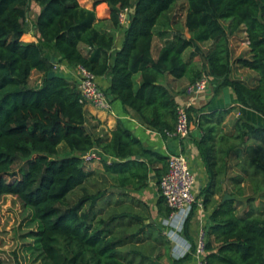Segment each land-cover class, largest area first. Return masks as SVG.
<instances>
[{
  "label": "trees",
  "instance_id": "obj_1",
  "mask_svg": "<svg viewBox=\"0 0 264 264\" xmlns=\"http://www.w3.org/2000/svg\"><path fill=\"white\" fill-rule=\"evenodd\" d=\"M32 1L0 0V199L14 195L33 210L39 228L32 234L54 264H166L162 252L149 255L136 247L126 249L146 241L169 248L170 241L158 225L146 223L150 217L123 213L97 218V204L106 191L91 194L84 187L94 170H87L83 154L100 149L104 171L114 176L120 194L127 198L125 191L146 188L153 176L159 183L169 157L145 147L121 121L110 137L97 136L87 126L86 103L77 80L57 73L49 76L55 62L46 56V45L71 65L87 67L98 77L111 73L106 92L168 136L175 131L179 104L164 84L166 74L175 79L189 76L191 82L208 75L215 95L230 86L239 103L264 115V0H91L93 9L79 0H35L41 8L37 40L31 39L26 24ZM179 2L186 4L190 37L175 32L155 59V26ZM98 7H107L104 19L113 29L122 27L119 15L131 8L118 50L116 34L96 27L103 20L98 18ZM224 20H230L229 29ZM241 26L246 28L252 55L238 58L237 63L258 73L253 86L232 76L230 35ZM208 42L210 47L203 49ZM82 45L90 51L86 53ZM196 57L203 63L197 64ZM33 70L41 76L31 86ZM188 111L190 120L197 117L202 132L197 146L209 174L201 190L203 204L213 208L207 262L264 264V126L240 117L227 132L223 124L231 109L207 113L189 107ZM62 143L72 154L62 153ZM77 188L83 189V196L70 204L67 197ZM225 194L232 198L223 200ZM136 203L139 206L141 201ZM241 205L246 206L243 213H239ZM158 208L164 217L170 214L163 196ZM133 225L139 226L135 232L121 233L123 227ZM62 244L71 254L64 256ZM189 257L172 256L168 264H181Z\"/></svg>",
  "mask_w": 264,
  "mask_h": 264
},
{
  "label": "crops",
  "instance_id": "obj_2",
  "mask_svg": "<svg viewBox=\"0 0 264 264\" xmlns=\"http://www.w3.org/2000/svg\"><path fill=\"white\" fill-rule=\"evenodd\" d=\"M79 2L81 3V5L89 9H93V1L79 0ZM40 10V5L35 0H33L29 16L26 20L29 33L30 35H33H31V39L37 40L38 38H40V35L36 28V19L39 15ZM97 13L98 18H103V20L97 22L96 27L99 29L114 32L116 34L115 49H120L125 39L126 27H121L119 29L112 28L110 21L106 18L104 19V17H108L107 7H98ZM174 22L175 21L173 20L172 14L169 13L165 16L164 19H161V21L159 20L158 24L155 26V36L153 39L152 46V54L155 59L158 58L160 50L163 47L164 43L167 40L172 39L173 34L175 32L181 31L184 33L185 37H190V33L186 27H184V31L181 29L179 30ZM223 24L226 28L229 29L230 20H224ZM207 44L208 45L206 47L205 45H202V48L207 50L210 47L211 43L208 42ZM81 47L86 53L90 51V49L85 45H82ZM230 47L233 62L232 76L234 78L243 80L252 86L255 85L258 81V73L249 68L242 67L240 64L237 63L238 58H250L252 55L245 26H241L237 31L230 35ZM46 56L52 62L57 63V74L65 76L67 78H71L73 80L78 79V66H73L68 61L63 60V56L60 55L53 46L46 45ZM198 61L200 62V64L203 63V61L199 57H196L195 62L197 64H199ZM112 62H114V57L112 58ZM40 76L41 74L39 72L38 78ZM111 80V73H107L103 76L98 77L99 84L106 90L109 89L111 85ZM134 80L135 86L138 88L141 84L140 73L134 76ZM189 83H191V78L189 76H185L180 79H175L173 78V76L166 74L164 78V84L167 85L170 91L175 95L179 105H187L198 110L203 108L207 113H210L216 109H231V112L227 115L223 124V127L227 132L232 130L234 122L240 117H246L250 119L252 123L264 126V115L253 110L252 108H249L239 103L238 97L232 87L227 86L221 91L220 94L215 95V90L211 83L207 90L191 96L186 93V87ZM109 98L111 102V107L108 109L98 108L92 104H86L87 126L89 128H92V130L97 134V136L110 137L111 131L114 130L117 127L118 122L121 121L127 129L133 132V134L142 141L145 147L155 150L168 157L171 154L180 152L186 154L189 157L192 168L197 176V185L195 187V193L197 196L198 205L196 207L193 217L189 222L188 232L184 233V239H186L190 243H194L197 238L198 230L202 226L207 228L211 224L210 216L213 211V208L205 207V205L203 204V196L201 195V190L209 182V174L207 172L206 165L202 159L201 153L197 146V141H199L202 137V132L198 128L197 117L194 115V120H191L190 136L184 140H181L174 136H165L159 131L154 130L142 120L141 116L138 115L135 110L128 106H125L120 100L113 99L110 94ZM62 144L63 146L61 147L65 148V144ZM103 157L100 160L91 161L92 164L89 166V168L86 167L87 170H93L94 167H91L93 165V162L102 165ZM235 171L239 170L235 168ZM152 184H155V186H153ZM148 190L155 194L154 200H152L151 202H149L145 196ZM125 192L129 193V198L131 202L134 198L136 200H142L145 204L151 207V212H154V214L153 217L149 216L150 218L146 220V223H156L158 225V228L161 229L163 232L164 229L162 226V219L164 216L159 213L158 208V201L162 194L159 187V183L155 181V177L153 176L151 178V181L149 182L146 188H142L137 191L127 190ZM217 198H219V196H217ZM245 208V205H241L239 207V213H243ZM163 248L164 246H157L156 254L162 252V261L168 264L173 256L174 244L170 241V246L167 249L166 253ZM181 264H197V262L191 256L184 260Z\"/></svg>",
  "mask_w": 264,
  "mask_h": 264
},
{
  "label": "rangeland",
  "instance_id": "obj_3",
  "mask_svg": "<svg viewBox=\"0 0 264 264\" xmlns=\"http://www.w3.org/2000/svg\"><path fill=\"white\" fill-rule=\"evenodd\" d=\"M186 4L185 2H179L174 4L172 8L165 12L161 18L164 19L169 13L172 14L176 27L184 31V14ZM160 25V24H159ZM160 27V26H158ZM205 47L207 43H203ZM199 62V61H198ZM200 64V62H199ZM57 63H55V67ZM56 71L57 68H54ZM39 72L33 70L30 79V85L33 86L38 80ZM63 146V144L61 145ZM63 154H72L69 149L61 147ZM86 167L92 164L91 162H85ZM93 162L91 167H94V175L90 180L86 182L84 187L91 193L96 194L100 191H106V195L97 204L98 216L105 219H109L111 215H119L123 213L139 214L144 218L149 216L153 217L154 212H151V207L148 205L146 210L144 202L141 204L136 203L138 200L131 202L130 198L122 196L120 188L116 186V181L113 175L104 171V168L100 164ZM156 184V183H155ZM155 184H152L155 186ZM83 196V189L77 188L74 192L69 194L67 201L70 204L78 202ZM146 199L151 202L154 200L155 194L148 190L145 195ZM89 205V204H88ZM100 209H103L100 211ZM98 218V219H99ZM97 227L103 228L98 225ZM39 228V221L35 219L33 210L25 206L23 202L14 195H5L0 199V264H54L45 258L44 253L41 250L38 238H36L32 232L37 231ZM139 226L133 225L130 227H123L121 233L135 232ZM123 231V232H122ZM156 237H160L158 232L155 233ZM136 247L142 250L146 254H156V246L152 241H146L140 245H129L126 249ZM64 256L68 255V248L64 244L61 245ZM165 253L167 251L166 246L163 248ZM69 254H71L69 252Z\"/></svg>",
  "mask_w": 264,
  "mask_h": 264
},
{
  "label": "built area",
  "instance_id": "obj_4",
  "mask_svg": "<svg viewBox=\"0 0 264 264\" xmlns=\"http://www.w3.org/2000/svg\"><path fill=\"white\" fill-rule=\"evenodd\" d=\"M131 8L124 9L119 20L122 27H127ZM57 68V66L55 67ZM79 77L78 87L82 94V100L86 104H92L98 108L108 109L111 107L109 94L99 84L98 76L84 66H78ZM211 78L204 75L202 78L191 82L186 87L188 95H195L208 89ZM189 106L178 105L176 128L168 132V136H174L184 140L190 136L191 120L188 111ZM103 157L100 149L94 148L83 154L85 162L100 160ZM197 176L192 168L189 157L180 152L169 156L168 170L159 182L161 194L164 197L170 214L162 219L163 232L174 244L173 256L176 259L185 258L191 255L197 264H208L207 256V228L202 226L198 230L194 243L184 239L187 223L193 217L198 205L195 187Z\"/></svg>",
  "mask_w": 264,
  "mask_h": 264
},
{
  "label": "water",
  "instance_id": "obj_5",
  "mask_svg": "<svg viewBox=\"0 0 264 264\" xmlns=\"http://www.w3.org/2000/svg\"><path fill=\"white\" fill-rule=\"evenodd\" d=\"M55 75H56V71L55 70L50 71L49 76L53 77ZM230 198H232V197L229 194H225L223 200L230 199Z\"/></svg>",
  "mask_w": 264,
  "mask_h": 264
}]
</instances>
